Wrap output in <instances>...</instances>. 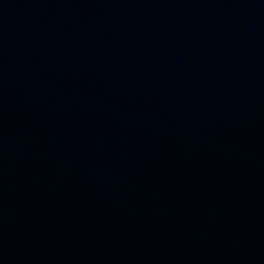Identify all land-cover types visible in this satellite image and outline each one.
I'll return each instance as SVG.
<instances>
[{"label": "water", "instance_id": "obj_1", "mask_svg": "<svg viewBox=\"0 0 264 264\" xmlns=\"http://www.w3.org/2000/svg\"><path fill=\"white\" fill-rule=\"evenodd\" d=\"M0 264H264V0H0Z\"/></svg>", "mask_w": 264, "mask_h": 264}]
</instances>
